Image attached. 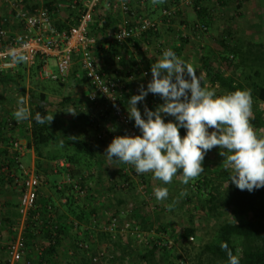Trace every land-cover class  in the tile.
Returning a JSON list of instances; mask_svg holds the SVG:
<instances>
[{
  "label": "rangeland",
  "instance_id": "1",
  "mask_svg": "<svg viewBox=\"0 0 264 264\" xmlns=\"http://www.w3.org/2000/svg\"><path fill=\"white\" fill-rule=\"evenodd\" d=\"M86 1L80 0L77 7ZM107 1H101L100 6L95 10L96 14L99 11L103 15L102 12L107 7ZM132 1L123 0V3H127L134 10L140 11L141 15L157 21L159 23V32L163 33V30L172 27V30H166L169 32L168 41L156 39L152 44H140L139 48L141 50H145V47H150L151 51L148 52L149 55L147 54L150 59H158L161 56L160 53L156 54L154 50L155 45L161 44L165 49H171L178 57L189 63L193 70L197 72V75H202L203 80H205V74L202 66V56H208L215 69L220 70L226 76L234 77L239 83L245 85L255 79V71L259 68L250 62H243L244 60L240 55L244 54L246 56L249 51L253 53L264 51V0H246L241 6H239L238 0H200L202 5H210L214 9L210 23L204 31L197 28L201 23L195 12L194 0H178L177 2L171 0L172 3L160 4V9H169L172 12L169 20L174 19L175 23H168L166 18L161 19V13L158 10L156 12L155 8L151 12L152 6L147 7L146 10L145 6H142L141 0ZM27 3L29 2L27 1ZM69 3L74 6L73 0H69ZM0 5L3 6L1 7L3 12L0 17H7L11 28L21 27L22 21L18 17L17 11L12 15L10 14L9 5L11 3L9 0H0ZM27 5L22 3L18 7L20 11L28 13L30 7ZM164 5H167L168 8ZM119 6L121 4L117 6V10ZM64 8V16H67L66 18H68L71 11L75 15L78 12L76 9L72 10L73 7L68 10L66 3ZM75 15L73 19L76 17ZM96 25L98 24L93 19L91 29H95ZM119 27L120 21L117 20L115 26L108 27L105 38L110 36V39L114 41V32ZM91 33L93 34V32ZM181 37L189 42L185 44L181 52H177L176 48L182 45ZM222 40L236 46L241 51L238 57L232 58L229 55L230 59L233 60L231 61V68H227L220 57V55L226 56L224 48L221 46ZM135 50L138 51V48L136 47ZM124 51V49L119 50L121 58ZM123 58L125 59L126 57ZM142 67L146 71L147 68H150V65L148 62H143ZM53 68H55V65ZM33 69H26L22 72L21 86L17 81L16 83L8 80L9 76L17 77L18 73H10V71L6 73L0 72V123L2 122V117L13 116L20 97L25 98V106L29 107L28 98L30 93L33 92L38 95L40 93L39 90L42 89L48 93L46 94V99L50 103V115L54 116L52 127L63 129V132H65L63 134L64 138H70L74 135L86 139L87 137L80 130L82 126L92 129L95 132L97 141L99 140L98 136L101 135V140L107 145L114 137L122 136L121 126L114 119L108 118L107 120L104 119L105 121H100L103 104L90 103L87 100L88 85L83 82L80 91L77 92L76 96L80 97L81 95V98L76 99L74 96L69 95L72 97L68 98V100L60 92L64 84L60 85L59 83L43 79L39 68L36 70L35 66V70ZM76 74L77 72L75 75L71 73L68 80H75ZM120 74H118V77H120L118 79L121 81V101L127 108V100L132 95L139 94L141 84L140 82L138 83L139 77L132 72L128 75ZM18 84L21 88H24L25 94L19 91ZM206 84L210 88H214L217 95L228 92L219 85H213L209 82ZM161 103L163 101L160 100L159 96L149 94L143 102L138 103V107L143 113L145 104L154 110ZM253 104L256 105L257 103L253 102ZM259 106L264 114V105L259 104ZM69 108L74 114L64 112ZM93 119L98 121L96 124L93 123L96 127L91 126ZM167 119L173 118L167 117L166 121ZM29 126V121L19 122L18 128L12 131L13 135L11 134L17 141H23L21 143L26 146V152L28 150V146L25 144L28 143L27 135L22 133L20 135V137L22 136L21 138L16 137V135L19 131L20 133L21 131L25 133L26 127ZM90 126L95 127L97 131ZM3 129L5 128L0 125V136ZM215 150L216 147L208 151L205 157L212 158ZM25 153L20 160L25 167H28L31 154ZM97 159L93 161L90 171H84L82 175L83 185L86 186L84 188L85 191L90 190L87 195L88 198L79 196L76 201L79 207L82 204L84 205L82 208L86 215L79 220L74 215H69L73 208L67 207L64 210L68 214L66 225L77 221L80 226L79 229H74L73 233L75 234L76 231H79L81 236L77 239L69 235L62 238V244L61 246L59 245L60 248L58 246L59 251L56 253L57 259L52 261V263L48 261L49 264H85L83 256L88 258L92 264H146V262L141 260V256L155 245L165 249L156 254L155 264H204L208 260L202 254L203 244L213 238L212 236L217 227L223 222L238 221L235 209L226 196V187H221L223 192L217 212L211 213L205 202L208 195L205 192L204 195L199 193L196 188V178L185 185L182 183V177L176 174L171 183L164 184L162 181L154 179L150 172L136 174L135 168L131 164L110 161L106 157L99 158V162L96 161ZM84 161L82 159L81 162ZM216 165L215 163L204 165L205 170L201 175L216 176ZM97 171L99 174H97ZM76 177H80V175ZM85 180H89V182L85 184ZM124 181H128L129 186L122 189L121 185ZM156 187H167V199L156 200L153 192ZM54 194L56 198H53V203L58 204L56 206L59 209L61 203H58L59 197L56 192ZM89 195H93V197ZM61 208L63 207L61 206ZM89 213H91L90 216ZM114 218L120 225L126 222L133 227H138L142 238H137L131 230L126 231L123 235L121 233L106 232L104 229L110 225ZM25 227L24 225L21 228L18 227L17 233L22 232ZM190 227H194L196 232L193 237L187 239L184 237V229ZM10 232L11 229L8 235ZM86 234L88 235L85 236ZM234 239H236L234 243L239 245L241 242L239 238ZM3 244L5 245V243ZM79 244L83 246L80 247ZM1 250L3 249L1 248ZM1 263L4 264L3 260ZM18 264H38V262L35 259L31 260L27 255Z\"/></svg>",
  "mask_w": 264,
  "mask_h": 264
},
{
  "label": "trees",
  "instance_id": "2",
  "mask_svg": "<svg viewBox=\"0 0 264 264\" xmlns=\"http://www.w3.org/2000/svg\"><path fill=\"white\" fill-rule=\"evenodd\" d=\"M27 1L29 3H27ZM175 1L177 2L178 0H173V2H175ZM238 1H239V6H241L243 4V2H245L246 0H238ZM22 2L25 3V5L28 4L27 6L30 7L29 8L30 11H28V14L32 13L34 9L39 8L43 5L50 12V15H51V18H52V21H53L55 28L59 32H65V33L69 32V30L71 29V27L73 25L77 24L79 17L83 11V4H80L78 7H77V4H79V2L74 4V6H72L70 4V5H68V10L73 7L72 10L76 9V11H78V12H76V15L73 11H71L68 18H66V20L54 21L53 20V18H54L53 11L54 10L56 11V6H54V1L50 2L49 0H44V3H39V2H35L33 0H23ZM164 2H166V1L165 0H159V2L157 3V6L161 8L160 4H162ZM200 2H201L200 0H194L195 12L197 14L198 20L200 21L201 25L204 27H208V24L210 23V19H211V16L213 14L214 9L210 5L209 6L208 5H202ZM19 5H21V4H19ZM98 6H100V4ZM128 6L130 7L131 12L129 13V15H126V16L123 14V11L118 8V10H120V12L123 16L119 28H121L123 26V22H124L125 18H127V17H130L129 19H131L132 16L135 17L136 19H138L139 17L147 18L144 15H141L140 11L134 10V8L131 7L129 4H128ZM164 6L167 7V5H164ZM97 8H96V10H97ZM163 10H166V9H161V12H160L161 16H162L161 19L166 18V16H164L162 14ZM167 10H169V9H167ZM95 14H96V11L93 14V19L96 20V23L98 25H96L95 29H91V24H92V22H91L90 26H89V33L93 37L96 38L94 56H95V52L97 51V49L102 48V47H100L99 44L101 43L102 39L105 38V34L108 30V27L110 28L111 23L113 22L110 19V17H108V16L103 17L104 15H102L99 11L96 15ZM74 15L76 17L73 19ZM18 17L22 21L21 23L23 26V29H22V32H23L24 31V22H23L22 18L20 17V15ZM0 18H7V17H0ZM148 19L152 20L150 18H148ZM152 21H154V20H152ZM155 22H157V21H155ZM171 22L175 23V20L173 19L170 21V23ZM116 23H117V21H116ZM8 25H9V19H8ZM133 25H130V27H133ZM8 27H10V26H8ZM119 28H117L116 31H118ZM167 28H168V26H167ZM171 28L172 27H170L168 29L172 30ZM91 32H93V34ZM115 33L116 32H114V43H115V45L112 48L110 47L111 48L110 50L108 48L109 54H113V58L115 59V57L117 55H120L119 50L126 48V46H128L129 44H132V46H134L135 48L137 47L138 51H136V52H137L138 57L135 59L136 61H133L134 67L131 65L132 66L131 71L133 70L132 73L136 74L139 77L138 83L140 82V84L143 85L142 81H144V79L141 76V71L143 70L142 64H143V62L144 63L147 62L146 59L151 60L150 58H148V55H149L148 52H150L151 49H150V47H145V48H147L146 50H141L139 48V46L142 43H147V44L154 43V40H156V35L157 34L159 35V33H161V32H159V29L157 31L151 30V31L144 33L140 37L131 36L121 44L118 43L117 40L115 39ZM188 42L189 41H187V39H184L183 37H181L182 45H181V47L176 48L177 52L178 51L181 52L183 50L185 44H187ZM159 45L162 47L161 44H159ZM159 45L157 44L154 46V50L156 51V54H158L157 47ZM221 46L224 48V53L226 55V56L220 55V57L222 58L221 60L224 61L227 68H231V66H232L231 61H233V60L230 59L229 55H231L232 58H235V57L239 56V53L241 51H240V49H237L236 46L230 45L229 43H227V41H224V40L221 41ZM118 48H119V50H118ZM114 51L116 53H112ZM146 55H147V57H146ZM240 57L244 60L243 62H245V63L250 62L259 68L258 70L255 71V79L251 80L249 83H246L247 85L246 84L244 85L243 83H239V82H237V80L234 77L226 76L220 70L215 69L208 56H202V58H201L202 66H203V70H204V74H205V80H203V82L204 83L209 82L213 85H219L222 89H225L228 92L235 91L237 89L250 90L251 94H252L253 102L257 103L256 105L252 104V115L250 117V123L252 124L254 129L257 130V132H260V130H264V114H263V110H261V108L259 106V104L264 105V51H258L257 53H253L252 51H249L246 54V56L244 54H241ZM78 59H79V65H80V56H78L77 58H74L73 63H74V61L77 62ZM95 59L97 60L96 56H95ZM115 61H116L117 66H114L112 73L106 71V69H104V67H101V69L103 72H105L107 74H110V75L115 74L116 78H120V77H118V74H119L118 71L120 69V65L122 67L124 62L126 61V59H124L122 57L120 61H117V60H115ZM72 67H73V64H72ZM72 67H71L70 73L68 75V79L71 76V73L72 74L74 73V75H75V73L77 72L78 73L77 77H75L74 75H72V76L77 78V79H80V81L82 80L83 82H85L86 85H88L89 92H90L92 90V85H91L90 80L88 79V77L86 75V71L83 70L80 66L81 69H76L74 72H72ZM37 68H39V70L41 69L40 63H38V65L36 66V70H37ZM31 69L35 70V66L32 67ZM53 69H57L56 65H55V68H53ZM25 70H26L25 65H23V64L20 65V67H18V69L16 70L17 72L16 71H10V73H16V74L18 73L17 77L16 76L15 77L9 76L8 80L9 81H15V82L17 81L21 86V82H22L21 74ZM147 71L151 72L150 68H147ZM13 77H14V79H13ZM42 77H43V75H42ZM43 79H46V78L43 77ZM68 79H67V81H68ZM46 80H49V81L54 82V83H59L60 85H63L67 82L66 81L65 83H61V82L53 81L51 79H46ZM19 84H18V86H19ZM20 86H19V91L22 94H25L24 88H21ZM120 90H121V87H120ZM89 92H88V94H89ZM87 100L89 101L88 95H87ZM28 102H29L28 108H29L30 113H31V117L29 120L30 126L26 127V132L23 134L31 137L32 142L28 141V143H25V144H27L28 148H31V146L33 145L34 148L36 149V152L38 153L42 146L49 144L51 141L57 140L55 137V134L51 132L53 121H51V122L46 121L45 124L40 125V124H37L34 120L35 114L37 112L41 113L42 115H45V114L50 115V111H49V104L50 103H48L45 94L39 93L38 95H36L33 92L30 93L29 98H28ZM90 103H93V102H90ZM123 105H124V103H123ZM124 107L126 108L125 105H124ZM100 117L103 120L104 119L107 120L108 118H110V119H114L117 122L112 111L107 110L105 108V105H103V109L101 108ZM8 118H10V120L13 123V125L11 127H9L7 125V119ZM0 125H2L3 128H5V129H3L2 134L0 136V145H1L0 146V168H3L4 166H12L13 161H14V157L16 156L15 153L10 152L9 149H7V147L9 146L11 140H16L12 136L13 135L12 131L14 129H17L19 124H17L16 120L11 115L9 117H2V122L0 123ZM120 126H121L120 128L122 130L121 131L122 135H125L127 133L126 130L124 129V127L122 125H120ZM136 130H137V135H138L139 131L137 128H136ZM180 133H181V136H183L185 134V130L181 129ZM63 134H65V132H63ZM63 134L60 136L63 137ZM98 138H99L98 142H103L101 140V138H102L101 135H99ZM20 142L23 143V141H20ZM59 143H61V142H59ZM62 147L64 148V151H63L64 153L58 155L54 159H57L60 157V159H58L57 161L65 160L66 162H68L70 167H67L64 169H67V170L70 169V173L68 172L67 174H70L73 178H75V180L77 182H80L81 187L84 189L86 186L83 185V182H82L83 172L84 171L85 172L90 171V167L92 166L93 161L96 159L95 158L96 152H95L93 146L86 139L72 135L70 138H66V142L63 143ZM214 153L215 154L212 158L204 157L202 166L209 164V163L210 164L211 163L217 164L216 165L217 166V175L214 177H211V176L200 174L198 177H196V188L199 190L200 194L204 195L205 193H207L208 197L205 199V202L207 203V207L209 208L210 212L213 213V212H217V210L221 204V194L223 192V191H221V187H226V190H227L226 196L229 199L230 204H232V206L235 209V215L238 217V221L223 222L222 224H220L217 227L216 231L214 232V235L212 236L213 238L207 240L203 244L202 254H204L206 256V259L208 260V262L204 263V264H227L226 252L221 247V245L223 243H227L228 247L232 250L233 254L239 256L240 264H264V188L254 190L253 192L250 193L247 190L242 191V190L238 189L231 182L229 183V186H228V178H229L230 170L225 168V166L223 164L224 157L219 155L218 146L216 147V150ZM82 159H84L85 161L81 162ZM57 166H59V165H57ZM29 169H32V168H29ZM16 171H17V174L20 175L19 171L18 170H16ZM34 171L38 175L41 176V174L39 172H37L36 170H34ZM78 175H80L81 178L76 177ZM177 175H180L179 172L177 173ZM41 178H42V176H41ZM4 181H6L10 185H14V184H12L11 181H9V179L6 176L1 175L0 176V183L4 182ZM42 182H43V179L41 180V184H42ZM62 182L63 181L56 184V187H57L56 188V195L60 198L59 200L61 201V205L65 208H67V207L73 208V211H71V214H69V215H71V216L74 215V217L78 218L79 220L82 219L86 215V213L84 212V210L82 208V207H84V205L82 204V206L79 207L78 204H76L77 197L79 198V196L71 190V187L70 188L65 187L64 190H59L58 187ZM87 182H89V180H87V181L85 180V184H87ZM125 185L129 186V182L124 181L123 184L121 185V188L124 189L126 187ZM40 187H41V185H40ZM40 187H39V190H40ZM87 191H85V194L83 195L86 198H88L87 195H88L90 190H87ZM89 196L93 197V195H89ZM37 203H38V207H39V211H40L41 215H45L47 213L48 207L56 208V210L54 209V213L56 214V216L58 215L59 209L56 206L57 204L53 203V200L52 201H44V204L40 203L39 191H38ZM70 206H72V207H70ZM20 215L22 216L21 213H20ZM90 215H91V213H89V216ZM67 219H68V217H65L64 220H62V221H56V225H58L57 230L50 227V225L47 226V223L45 226H42L40 224H37L33 220H31V221L29 220L25 229L22 231V235L25 238V242H26V253H27V246L29 244V241H35V240L37 241V239H46L45 244L46 243L47 244L45 245L46 246L45 258L44 257L42 258L44 261L46 259V257H48L50 255L53 256V254H56L59 251V248L62 244V238L66 237L68 235L71 237L74 236L75 239L80 237L81 235H79V231H76L75 234L73 233L74 229H79L80 224L77 221H73L72 223L70 222V224L66 225L65 222H67ZM55 220H56V218H55ZM75 223H78V225L75 226ZM54 232H55V235H54ZM195 232H196V229L194 227L186 228V229H184V237L187 239L191 238L195 235ZM117 233H121L122 235L124 234L120 231L115 232V234H117ZM10 234L12 235V237H10V239H11L10 241H12V240H14L16 235L18 234L17 229L15 231H13L11 229ZM87 235L88 234H86L85 236H87ZM234 238H239V240L241 241L239 243V245H236L234 243V241L236 240ZM58 246H59V248H58ZM79 246H80V244H79ZM163 249L164 248H159L158 246L155 245L154 247L148 249L145 252V254H143L141 256V260L146 262V264H155L156 254L158 252L162 251ZM24 257H26V254ZM82 258H85V260H84L85 264H92V262L88 258H86L85 256H83ZM49 263H52V261H49ZM0 264H3V263H0ZM4 264H9L8 258H6V260H4ZM38 264H41V263H38ZM200 264H203V263H200Z\"/></svg>",
  "mask_w": 264,
  "mask_h": 264
},
{
  "label": "clouds",
  "instance_id": "3",
  "mask_svg": "<svg viewBox=\"0 0 264 264\" xmlns=\"http://www.w3.org/2000/svg\"><path fill=\"white\" fill-rule=\"evenodd\" d=\"M158 2L152 0L154 4ZM27 59L22 54L11 57L13 63ZM150 71L152 78L146 88L141 85L139 94L127 100L128 117L139 134L114 137L104 157L131 164L138 175L150 172L164 184L171 183L179 172L186 185L204 172L205 155L218 146L223 164L230 170L228 186L231 182L250 193L264 188V130L257 132L250 123L251 91L237 89L217 95L214 88L203 82L202 75H197L171 49L163 50ZM150 93L159 96L163 103L154 110L145 104L142 113L138 103ZM64 112L74 114L71 108ZM13 117L17 123L30 120L24 97L18 99ZM167 117L173 119L166 121ZM53 118L37 112L34 120L43 125ZM181 129L185 130L183 136ZM153 192L157 201L168 197L167 187H156ZM221 247L226 252L227 264H240L239 256L233 254L227 243Z\"/></svg>",
  "mask_w": 264,
  "mask_h": 264
},
{
  "label": "built area",
  "instance_id": "4",
  "mask_svg": "<svg viewBox=\"0 0 264 264\" xmlns=\"http://www.w3.org/2000/svg\"><path fill=\"white\" fill-rule=\"evenodd\" d=\"M35 2L44 3V0H33ZM80 0H73V4ZM102 0H87L83 4V11L79 17L77 24L73 25L69 32H59L52 21L50 12L43 5L33 10L32 13H25L14 5L18 11V16L24 22V31L20 34L11 35L9 33L8 19L0 18V72L16 71L20 65H25L28 68L41 64V73L44 78L51 79L56 82L65 83L68 79L73 60L75 56H80V66L86 71V75L92 85V90L88 94V99L93 103L105 105L107 110H111L117 122L124 127L128 134L137 135V130L134 127V122L129 119L127 109L121 102L120 87L121 82L115 77V74H107L102 71L101 64L95 59L94 49L96 38L89 33L90 23L93 21V14ZM18 9V10H17ZM120 9L123 14L129 15L131 12L127 3H122ZM162 14L166 16L168 23L172 12L163 10ZM125 18L123 26L115 33V39L118 43H123L131 36L140 37L148 31H157L159 23L149 20L148 18L139 17L136 19L132 16ZM134 24V25H133ZM133 25V27H130ZM197 28L201 31L206 30V27L198 25ZM147 48H145L146 50ZM165 48L157 47V52L162 54ZM13 54L26 55V62L13 63L11 57ZM52 58L56 64V70L50 68L48 60ZM115 60L120 61L121 55H117ZM137 67V66H136ZM143 77V85L146 87L151 80V72L141 71ZM19 124V123H17ZM7 125H13L10 118L7 119ZM10 152L15 153L12 166H4L0 168V176H6L9 181L21 191L19 202V212L27 220H33L37 224L58 229L56 225V214L52 207H48L47 213L41 215L38 207V191L41 185V176L33 169L25 167L21 162V157L26 152V146L20 141L11 140L7 147ZM61 168L70 167L65 160L57 161ZM19 171L20 175L17 174ZM11 185V186H14ZM126 186V185H125ZM70 188L78 196H83L85 190L81 187L80 182H77L70 174L66 175L65 180L59 185V190ZM127 187V186H126ZM78 223H75L77 226ZM14 227L12 230L15 231ZM106 232L115 233L122 231H133L137 238H142L138 227H133L130 223H120L116 218L112 219L110 225L104 229ZM16 233V232H15ZM55 235V232H54ZM83 245L80 244V247ZM9 264H18V262L26 254V242L22 232L16 235L14 240L10 241L6 248Z\"/></svg>",
  "mask_w": 264,
  "mask_h": 264
},
{
  "label": "crops",
  "instance_id": "5",
  "mask_svg": "<svg viewBox=\"0 0 264 264\" xmlns=\"http://www.w3.org/2000/svg\"><path fill=\"white\" fill-rule=\"evenodd\" d=\"M22 1L23 0H9V2L11 3V5H9L11 15L15 13V8H14L15 6L14 5L20 6L19 4H22L23 3ZM49 1L50 2L54 1V6H56V11L55 10L53 11V14H54L53 20L54 21H60V20L64 21L65 18L67 17V16H64V9H65L64 5H65V3H66V5H69L70 4L69 0H49ZM165 1L168 3L171 2V0H165ZM166 2H164V3H166ZM122 3H123V0H108L106 3L107 7H105L103 9V12H102L104 15L103 17L108 16L113 21L111 23V27L116 25L117 20H119L121 23L123 16H122L120 10H117V6L119 4H122ZM141 3H142V6H145L144 8L146 10H147V7L149 8V6H152L151 12L155 9H156L155 10L156 12H158V11H159V13L161 12V9H159V7L157 6V3H155V4L152 3V0L151 1L141 0ZM1 7H3V6L0 5V14L3 12V10H2L3 8H1ZM119 8H120V6H119ZM18 9H19V7H18ZM17 14H18V11H17ZM22 29H23L22 25H21V27L20 26L13 27V28L9 27V33L11 35L19 34L22 32ZM166 30H168V29L163 30L162 31L163 33H159V35L157 34L158 36L156 35V39L160 40V41H163V40L168 41V38H169L168 33L169 32ZM105 36H106V34H105ZM161 38H163V39H161ZM99 45L102 48L97 49V51L95 52V56H96L97 60L100 62L101 66L104 67V69H106V71L112 73L114 66H117V64H116L115 59L113 58V54H109L108 51L115 45V43H114V41H112L110 39V36H107L106 38L102 39V41ZM108 48H109V50H108ZM124 50L125 51L122 53V56L126 57L125 58L126 61L124 62L120 71H118L119 73H121L120 75H126V74L128 75L131 72H133V70L131 71L132 66H133V61H136L135 59L138 57L137 52H136L134 46H132V44L131 45L129 44L128 46H126V48H124ZM115 51L112 53H116ZM77 57L78 56H75V58H77ZM146 57H147V55H146ZM156 60L157 59H155V58H153L151 60L146 59V61L148 62V64L150 66L152 63L156 62ZM53 63L55 64L54 60H52V58H50L48 60V64H49L51 69H53V67H54ZM76 63H74V65L72 67V72H74L76 69H81L80 65H79V59L77 60ZM25 68L28 70L31 69V68H28L26 66H25ZM53 70H56V69H53ZM40 71H41V69H40ZM76 75H78V73ZM82 83H83V81L82 80L80 81V79H77V78H75V80H70V81L68 80V82L63 85V88L60 89V92L63 94L62 96H64V98H67V99L71 98L72 96H74L76 99L81 98V95H80V97H78V96H76V94L78 91H80V88L83 85ZM71 91H72V94H71ZM39 92L42 94H45V95L48 94L45 90H42V89H40ZM69 95H72V96H69ZM100 121H105V120L100 118ZM96 122H98V121L96 119H93L91 126L96 127V125L93 124V123L96 124ZM95 127H91V128L96 130ZM80 130L87 137L86 140L88 142H90V144L93 146V148L96 152L95 158H98L96 161L99 162V158L101 159L104 157L105 149L108 146L107 143L98 142L95 139L96 138V136L94 134L95 132L92 129L87 128L86 126H82ZM51 132L55 134V137L57 140L51 141L49 144L42 146L38 153L36 152V149L34 148L33 145L31 146V148H28V150L26 152V153L31 154L30 162L27 165L28 168H32L33 170H36L37 172H39L42 176V179H43V182H42L40 190H39V201L42 204H44V201H52L53 198H56L55 194H54V192H56V188H57L56 184H58L61 181H64L67 173L68 172L70 173V169L67 170V169L61 168L60 166H57L58 165L57 160L60 159V157L57 159H54L58 155L64 153L63 152L64 148L61 147L60 146L61 143H59L61 141H63V143L66 142V138L60 136L63 134L62 133L63 129L53 126L51 128ZM22 133H24V132L23 131H21V133H20V131L17 132L16 137L21 138L22 136L20 137V135H22ZM27 138H28V141L32 142L30 136L27 135ZM97 170H98V167H97ZM97 174H99L98 171H97ZM97 179H98V176H97ZM20 197H21V191H20L19 187L11 186L6 181L0 183V237H1L0 249L1 248L3 249L0 251V263L2 262V260L4 262V260H6V258H8L6 248H7L9 241L11 240V239H9L11 237V234L8 235L9 230L13 229L14 227H16V228L20 227L21 228V227H23V225L25 227V225H27V223L29 222V220H27V218L21 216L19 213ZM58 203H61V201L59 200ZM61 206L59 207L58 215L56 216V221H62V220H64L65 217H68V214H66L64 212L65 207L62 206L63 208H61ZM61 209H63V210L61 211ZM7 237H8V239H7ZM45 242H46V239H37V241L36 240L35 241H29V244L27 246L26 256L28 255V258H30L31 260L35 259V261H37L38 263H41V264H48V260L49 261H55L57 259V254H53V256L50 255V256L46 257V259L43 261L42 258L43 257L45 258V252H46ZM3 243H5V245ZM1 254L3 255L2 257H1Z\"/></svg>",
  "mask_w": 264,
  "mask_h": 264
}]
</instances>
